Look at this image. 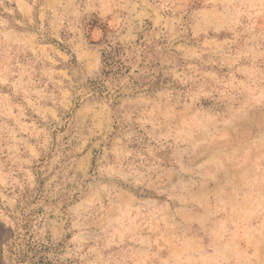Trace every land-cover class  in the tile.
<instances>
[{
	"label": "rangeland",
	"instance_id": "1",
	"mask_svg": "<svg viewBox=\"0 0 264 264\" xmlns=\"http://www.w3.org/2000/svg\"><path fill=\"white\" fill-rule=\"evenodd\" d=\"M0 264H264V0H0Z\"/></svg>",
	"mask_w": 264,
	"mask_h": 264
}]
</instances>
